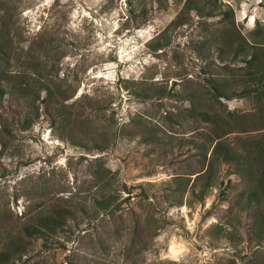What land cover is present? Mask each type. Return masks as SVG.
<instances>
[{"label":"rangeland","instance_id":"1","mask_svg":"<svg viewBox=\"0 0 264 264\" xmlns=\"http://www.w3.org/2000/svg\"><path fill=\"white\" fill-rule=\"evenodd\" d=\"M15 1L11 4L12 0H5V4H0V17L12 15L15 20L12 24L11 17L7 18L12 25L15 46L10 57L0 54V73L17 75L27 65L29 46L43 37L42 72L50 81L70 85L76 94L66 103L77 101L80 105L76 102L74 105L82 108L83 118L93 121L78 131L79 140L87 142V147L97 140L106 149L89 152L62 140L59 134L64 132V127L62 130L53 126L47 115H43L32 130L11 136L7 148L0 146V251L5 248L9 233L20 229L32 214L43 210L52 200L58 197L81 199L79 192L92 188L96 171L102 165L112 170L120 183L128 186L144 183L148 188L152 183L147 189L150 198L141 195L138 188L132 193L123 191L122 196L128 200L115 215L105 216L95 228L84 224L82 229L75 228L74 234H61L60 239L66 247L50 248L41 240L35 241L26 261L15 264H69L75 250L78 255L74 258L81 261L99 258L98 261L103 262V259L111 258L119 264H243L241 256L264 250V247L256 249L259 247L248 243L246 223L239 225L238 213L226 211L230 201L205 217L218 189L213 191L206 205L192 204L190 195L186 197L185 205L174 207H169L164 198L152 197L154 193L164 194L163 186L171 178L188 176L197 166L189 150L178 157L180 162L173 163L171 160L175 156L160 155L156 144L140 142L142 130L145 132L151 126H161L176 133V137L186 138L194 134L197 126L195 119L181 113L184 105L181 93L195 92L197 87L205 93L207 90L202 69L205 61L190 57L192 41L200 40V27L178 29L173 35L174 45L163 54L154 55L149 47L152 38L178 16L182 5L173 3L167 11L155 12L156 7L149 3L146 5L151 10L148 23L141 28L126 29L131 8L129 0ZM218 1L216 5L221 8L235 11L236 26L244 35L255 38L254 43L264 42V0ZM133 4L138 11L143 7L142 0H133ZM6 7L10 14L3 10ZM214 24L219 23L214 21ZM131 26L134 27V23ZM219 70L222 78L229 81L227 92L231 89L240 92L245 87L241 80L245 70L238 69L239 74H232L221 66ZM0 82L7 83V80L0 79ZM160 86L172 89L178 95L158 104V101L142 102L134 94L144 88L153 93ZM209 99L218 110L227 107L248 114V117L257 109V104L251 100L220 98L218 101L207 93L204 100ZM167 112L176 116L174 122L167 121ZM132 117L138 121L132 122ZM258 133L256 130L233 132L228 135V140L243 151L242 143L255 138ZM116 134L118 143L114 147ZM232 179L233 187L229 192L230 197L235 198L244 187L238 176ZM243 200H247L246 197ZM136 216L143 224L152 222L153 218L170 222L163 228L162 223H156L159 230L152 237L149 250L138 254L135 248L134 255L129 257L123 253L116 255L115 248L111 247L112 256H107L99 245H95L99 236L105 235V228H113L117 220H121L119 225L125 229L122 233L127 240V231ZM215 223L241 239V252L225 237L210 238L217 229L213 227ZM140 234L146 236L145 231L141 230ZM111 237L110 246L120 245L115 234Z\"/></svg>","mask_w":264,"mask_h":264},{"label":"trees","instance_id":"2","mask_svg":"<svg viewBox=\"0 0 264 264\" xmlns=\"http://www.w3.org/2000/svg\"><path fill=\"white\" fill-rule=\"evenodd\" d=\"M142 1L143 7L138 11L133 0H129L131 8L130 16L125 22L126 29L141 28L148 23L151 10L146 5L149 3L152 4L151 7L153 5L156 7L155 12L167 11L173 3L179 6L181 4L178 16L152 38L149 47L154 55L163 54L174 45L173 35L178 29L184 26H199L202 34L200 40L192 41L190 57L194 56L206 63L202 68L205 73L206 93L201 87H197L195 92L181 93V100L184 101L181 113L195 119L197 126L194 134L190 138L176 137V133L161 126L157 128L151 126L150 129L141 132L140 142L156 144L160 149V155L175 156L171 160L173 163L180 162L181 159L178 157L187 150L192 152L197 161V166L188 176H174L163 186L164 194L158 196L154 193L152 197L157 200L159 197L164 198L169 207H174L185 205L186 197L190 195L192 204L206 205L208 199L213 196V191L218 189L212 207L207 209L205 217L214 213L222 203L230 201L231 204L226 211L229 214L235 211L238 213L239 225L246 223L248 243L259 247L256 249H261L264 247V42L259 40V43H254L255 38L244 35L236 26L235 11L216 5L218 0ZM14 2L16 1L12 0L11 4ZM0 4H5V0L0 1ZM3 10L10 14L8 7ZM8 17H11L12 24H15L12 15L0 17V54L7 58L11 56L15 46L12 25L9 24ZM214 21H218L219 24L215 25ZM131 23H134V27ZM42 38L29 46L27 65L17 75L0 73V79L7 80V83L0 82V146L3 149L7 148L11 136L32 130L43 115H47L53 126H58L59 129L61 127L62 130L64 127V132L59 134L62 140L74 146H82L89 152H104L106 147L97 140L93 141L95 143L90 147H87V142L79 140L78 131L84 126H90L93 121L83 118L82 108H76L74 105L75 102L80 105L77 101L66 103L75 96L76 91L71 90L70 85L50 81L42 72L44 69ZM219 66L228 68L232 74H239L238 69L245 70L241 78L245 87L240 92L235 89L227 92L229 81L222 78ZM176 93L165 86L158 87L153 93L145 88L143 91L134 92L142 102L158 101V104L165 103L166 98H176L178 95ZM207 93L218 101L220 98L251 100L257 104V109L250 112V117L227 107L218 110L212 102L210 103V99L205 102L204 97ZM165 118L172 123L176 116L172 112H167ZM137 119L132 117L131 121L136 122ZM255 130L259 131L258 136L242 143L243 151L229 143V134ZM117 143L116 134L113 146L115 147ZM192 175L195 177H191ZM95 176L92 188L87 192H79L82 195L81 199L58 197L43 210L32 214L16 232L9 233L4 250L0 251V264H15L18 261L24 263L35 241L41 240L50 248L66 247L65 242L60 239L61 234H74V229H82L84 224L95 228L99 221H104L105 216L115 215L128 200V197L122 196L123 191L132 193L138 188L141 189V195L150 198L147 189L153 185L152 183H149L148 188L144 183L137 186L120 183L114 172L105 165L96 171ZM234 176L240 178L244 188L239 194L236 193L235 198H231L229 190L233 187ZM243 197L247 200H243ZM120 221L114 222L113 228L106 227L105 235L99 236L95 242L107 256H112L111 247L115 248L116 255L123 253L129 257L134 255L135 248L138 249V254L149 250V243L159 230L156 223L158 221L162 223V228L170 224L169 221L159 218L156 220L153 218L152 222L143 224L136 216L125 240L122 233L125 229L119 225ZM213 227L217 229L214 234H210V238L214 236L212 239L219 240L225 237L239 250L241 239L226 232V228L221 224L215 223ZM140 229L146 232V236L140 234ZM113 234L121 242L120 245H109V240H113L111 237ZM77 251H74L69 264H119L114 259L106 257L103 262H99V258L81 261L74 258ZM248 256H241L243 264H264V250L253 251Z\"/></svg>","mask_w":264,"mask_h":264}]
</instances>
